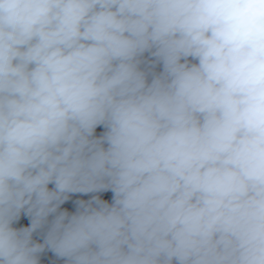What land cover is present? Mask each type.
<instances>
[{
  "label": "clouds",
  "instance_id": "clouds-1",
  "mask_svg": "<svg viewBox=\"0 0 264 264\" xmlns=\"http://www.w3.org/2000/svg\"><path fill=\"white\" fill-rule=\"evenodd\" d=\"M0 264H264V0H0Z\"/></svg>",
  "mask_w": 264,
  "mask_h": 264
},
{
  "label": "water",
  "instance_id": "water-1",
  "mask_svg": "<svg viewBox=\"0 0 264 264\" xmlns=\"http://www.w3.org/2000/svg\"><path fill=\"white\" fill-rule=\"evenodd\" d=\"M83 198H85V199H86L87 197H83ZM105 198H108V197H107V196H105ZM69 207H71V206L69 205Z\"/></svg>",
  "mask_w": 264,
  "mask_h": 264
}]
</instances>
